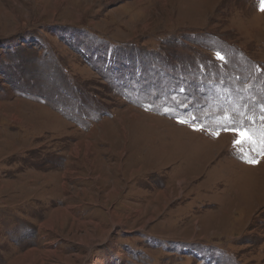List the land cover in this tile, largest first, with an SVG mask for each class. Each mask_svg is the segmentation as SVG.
<instances>
[{"label": "rangeland", "instance_id": "374dc122", "mask_svg": "<svg viewBox=\"0 0 264 264\" xmlns=\"http://www.w3.org/2000/svg\"><path fill=\"white\" fill-rule=\"evenodd\" d=\"M232 116L264 140V0H0V264H264Z\"/></svg>", "mask_w": 264, "mask_h": 264}, {"label": "snow or ice", "instance_id": "6c2138e0", "mask_svg": "<svg viewBox=\"0 0 264 264\" xmlns=\"http://www.w3.org/2000/svg\"><path fill=\"white\" fill-rule=\"evenodd\" d=\"M217 57L221 60L224 61L225 57L222 56L220 53H217ZM264 119V117H262ZM181 123H186V121H181ZM238 121L236 120L235 116H232L229 118V120L222 126L223 130L228 131H237L241 137L240 140L235 141V143L239 144L243 140H253L255 143H264V140H254L253 136L251 133L247 130H245L243 127L237 128ZM197 130H202V129H197ZM215 135H219V132L214 133ZM264 152V149L261 150Z\"/></svg>", "mask_w": 264, "mask_h": 264}, {"label": "bare ground", "instance_id": "6f19581e", "mask_svg": "<svg viewBox=\"0 0 264 264\" xmlns=\"http://www.w3.org/2000/svg\"><path fill=\"white\" fill-rule=\"evenodd\" d=\"M54 215V214H53ZM64 218V217H63Z\"/></svg>", "mask_w": 264, "mask_h": 264}, {"label": "crops", "instance_id": "0c3cea01", "mask_svg": "<svg viewBox=\"0 0 264 264\" xmlns=\"http://www.w3.org/2000/svg\"><path fill=\"white\" fill-rule=\"evenodd\" d=\"M147 112V111H146Z\"/></svg>", "mask_w": 264, "mask_h": 264}]
</instances>
